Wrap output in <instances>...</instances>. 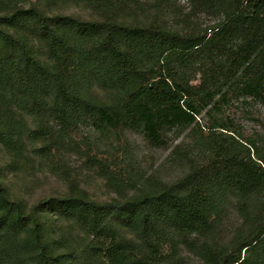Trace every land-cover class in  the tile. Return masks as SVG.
I'll return each instance as SVG.
<instances>
[{
    "label": "trees",
    "instance_id": "1",
    "mask_svg": "<svg viewBox=\"0 0 264 264\" xmlns=\"http://www.w3.org/2000/svg\"><path fill=\"white\" fill-rule=\"evenodd\" d=\"M84 1L105 14L119 4ZM187 1L191 11L203 8L220 16L209 34L83 22L69 15H46L33 3L4 16L12 25L32 17L48 37L45 71L50 81L58 83L56 70L71 55L75 68L82 65L81 69L97 72L115 93L107 102L84 100L77 95L81 80L71 70L74 73L59 83L63 97L50 106L62 127L82 108L96 127L138 126L156 146L163 144L166 130L190 129L194 136L190 146L201 145L207 157L197 162L186 149L182 161L195 163L185 176L157 188L142 186L138 195L121 205L130 237L117 235L111 227L91 228V235L100 241L102 264H264V136L258 144L241 140L220 124L203 137L196 122L205 105L218 94L226 95L225 89L234 88L264 104V0ZM61 23L74 31L59 34ZM97 32H103L101 47L80 50V38ZM20 50L29 55V43L21 44ZM192 57L196 66L192 73L200 75L198 86L190 84L187 74ZM0 197L6 200L3 192ZM9 205L24 222L20 204L9 201ZM36 236L44 258L46 247L37 232ZM11 245L10 233L0 230V264H16L10 257Z\"/></svg>",
    "mask_w": 264,
    "mask_h": 264
},
{
    "label": "rangeland",
    "instance_id": "2",
    "mask_svg": "<svg viewBox=\"0 0 264 264\" xmlns=\"http://www.w3.org/2000/svg\"><path fill=\"white\" fill-rule=\"evenodd\" d=\"M116 2L119 4L108 14L84 0H9L0 4V192L6 197H0V230L9 232L14 241L10 257L16 264H102L100 241L90 233L94 225L130 237L120 210L125 201L136 192L138 195L142 186L157 188L181 179L193 167V159L207 161L201 145L190 146L194 142L190 129H168L163 144L156 146L138 126L96 127L82 108L62 127L50 106L63 97L59 83L66 74L74 73L71 70L81 80L77 95L84 100L107 102L115 93L108 89L105 77L81 69L82 65L75 68L71 55L56 70L58 83L50 81L45 71L48 37L32 17L19 25L4 19L32 3L46 15L175 31L208 32L220 19L201 7L189 10L187 0ZM57 30L71 34L74 28L61 23ZM102 34L80 38V50L101 47ZM25 42L30 54L23 56L20 45ZM193 58L187 74L190 84L198 86L200 75L192 73L196 67ZM225 91V96L218 94L196 116L203 137L210 127L224 124L237 138L259 143L264 136V104L234 88ZM218 129L222 130H212ZM188 148L194 156L192 162L181 159ZM9 201L20 204L24 222L18 220ZM36 232L46 247L44 258L38 252Z\"/></svg>",
    "mask_w": 264,
    "mask_h": 264
}]
</instances>
